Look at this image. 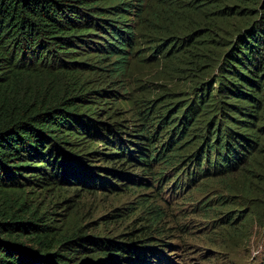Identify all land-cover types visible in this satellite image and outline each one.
<instances>
[{
    "label": "trees",
    "instance_id": "1",
    "mask_svg": "<svg viewBox=\"0 0 264 264\" xmlns=\"http://www.w3.org/2000/svg\"><path fill=\"white\" fill-rule=\"evenodd\" d=\"M214 177L246 202L226 231L263 219L264 0H0V264H169L163 194ZM68 190L143 191L155 218L123 243L26 206Z\"/></svg>",
    "mask_w": 264,
    "mask_h": 264
},
{
    "label": "rangeland",
    "instance_id": "2",
    "mask_svg": "<svg viewBox=\"0 0 264 264\" xmlns=\"http://www.w3.org/2000/svg\"><path fill=\"white\" fill-rule=\"evenodd\" d=\"M128 74L131 79L154 80L158 85L177 83L174 74L168 75L153 68L132 65ZM227 182L228 179L214 177L209 179L208 185L198 187L192 193L187 189L175 196L178 188L173 187L172 191L163 194L167 203L159 205L166 215L163 225L167 232L163 233L164 237H154L161 240L159 243L163 247H160V250L162 255L167 257L169 264H257L264 256V192L258 193L259 200L255 201L263 219L251 220L247 225H243L242 219L236 220L228 232L225 229L229 228L225 226L226 221L241 215L237 210L242 204L243 208L246 202H243L241 195L227 190ZM141 192L143 191H128L119 195L104 196L68 190L64 195L70 202H61L59 205L53 204L59 203L60 199H43V196L30 194L26 206L31 210H48L44 222L50 219L59 225L70 216L72 224L68 225V228L79 227L86 237L126 243L131 242V233L138 234L140 226L147 227L149 224L146 221L155 218V213L146 214L145 205L140 206L133 199L134 195ZM172 193L174 194L171 195ZM252 206L253 204L244 208L242 217L249 212L256 213ZM234 208L228 220L222 216V212H227L224 209ZM63 229L65 226L60 227L58 231ZM172 233L175 234L170 235ZM166 242L170 246L166 245ZM81 243L87 248H92L91 243ZM26 245L31 246V243L26 242ZM72 248L79 250L77 247ZM104 259L109 261V258ZM100 260H103V257ZM152 260L156 262V259ZM83 262L86 261L80 263ZM123 264L133 263L125 261Z\"/></svg>",
    "mask_w": 264,
    "mask_h": 264
}]
</instances>
